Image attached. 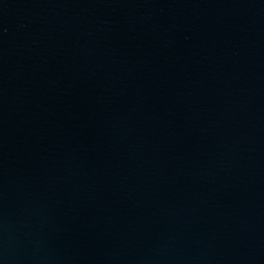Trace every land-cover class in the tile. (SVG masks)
Wrapping results in <instances>:
<instances>
[{
	"label": "water",
	"instance_id": "water-1",
	"mask_svg": "<svg viewBox=\"0 0 264 264\" xmlns=\"http://www.w3.org/2000/svg\"><path fill=\"white\" fill-rule=\"evenodd\" d=\"M0 264H264V0H0Z\"/></svg>",
	"mask_w": 264,
	"mask_h": 264
}]
</instances>
